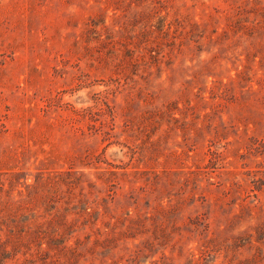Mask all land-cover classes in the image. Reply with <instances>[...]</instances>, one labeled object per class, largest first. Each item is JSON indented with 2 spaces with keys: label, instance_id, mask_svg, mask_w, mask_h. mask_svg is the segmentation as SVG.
Instances as JSON below:
<instances>
[{
  "label": "rangeland",
  "instance_id": "1",
  "mask_svg": "<svg viewBox=\"0 0 264 264\" xmlns=\"http://www.w3.org/2000/svg\"><path fill=\"white\" fill-rule=\"evenodd\" d=\"M0 264H264V0H0Z\"/></svg>",
  "mask_w": 264,
  "mask_h": 264
}]
</instances>
